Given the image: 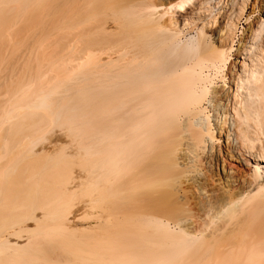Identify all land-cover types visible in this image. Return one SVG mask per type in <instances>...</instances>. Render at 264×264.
<instances>
[{
  "label": "bare ground",
  "instance_id": "bare-ground-1",
  "mask_svg": "<svg viewBox=\"0 0 264 264\" xmlns=\"http://www.w3.org/2000/svg\"><path fill=\"white\" fill-rule=\"evenodd\" d=\"M220 1L0 0V264H264V0Z\"/></svg>",
  "mask_w": 264,
  "mask_h": 264
},
{
  "label": "rangeland",
  "instance_id": "rangeland-1",
  "mask_svg": "<svg viewBox=\"0 0 264 264\" xmlns=\"http://www.w3.org/2000/svg\"><path fill=\"white\" fill-rule=\"evenodd\" d=\"M223 2H221L220 1V3L219 4H223V3H225L226 2V0H222ZM252 0H236V4H235V14H234V16H235V18L236 19H238L237 21L239 22L240 20H241V17H242V15L244 14V13H246V12H248L249 10H250V8H249V6H250V2H251ZM218 4V5H219ZM238 8V9H237ZM242 8V9H241ZM241 9V10H240ZM238 10V11H237ZM239 13V14H238ZM238 14V15H237ZM11 27H9V29H10ZM14 27H12L11 29H13ZM10 29V30H11ZM12 31H15V30H12ZM16 34V33H15ZM189 35V34H188ZM18 36H20L19 34H18ZM17 36V37H18ZM14 37H16V36H14ZM16 37V38H17ZM21 37V36H20ZM20 37L18 38L19 40H26V35H23V37H22V39H20ZM33 40V38H30V40ZM13 40V39H12ZM11 39L10 40H8L9 41V43L8 42H6V43H8L11 47L9 48V47H7L8 45L7 44H5L4 45V47H6V51H7V53H11V52H13L14 54L15 53H18V50H19V48H20V44L19 43H16L15 44V40H13L12 41ZM18 40V41H19ZM31 40V41H32ZM4 41H7V40H4ZM15 41V42H14ZM14 45H15V47H14ZM0 46H1V42H0ZM17 47V49H15ZM7 48H8V50H7ZM45 48V47H44ZM15 49V50H14ZM48 51H50L49 50V48L48 49H44V52L45 53H49ZM1 53V52H0ZM4 54H6V52H4ZM2 70V71H1ZM4 70L2 69V68H0V80L2 79V77H4V76H1V74H2V72H3ZM7 72H9V71H7ZM5 73V72H4ZM3 73V74H4ZM2 74V75H3ZM6 74V77H7V75L9 74V73H5ZM10 77V74L8 75V77L7 78H9ZM7 78L5 79V77L3 78L4 80H1L2 81V83H0V93L1 94H3V91L6 89V91H4V93H6V97L7 96H9V94L11 93V90H13L15 87H17V83L16 82H12V81H7V82H5L6 80H7ZM4 82V83H3ZM16 85H15V84ZM8 84V85H7ZM13 84V85H12ZM2 85H4L3 87V89H1V87H2ZM12 86V87H11ZM15 86V87H14ZM11 90H10V89ZM9 93V94H8ZM3 95H5V94H3ZM1 107V106H0ZM53 130H57L56 128H53ZM55 131H53L54 133H55ZM51 134V133H50ZM48 135V134H47ZM55 135H56V133L54 134V137H55ZM262 174L264 175V168H263V170H262ZM78 195L80 194V193H77ZM76 195H74L73 197H75ZM83 197V196H82ZM82 197H79L78 196V199L77 200H79V204L77 203V200L75 199V198H77V196L74 198L75 199V203H73V207H71L72 208V210L76 213V214H78V216L79 215H82L81 213L83 212V209H82V207H81V209H80V207H77L76 205H80V203H81V200L79 199V198H81L82 199ZM74 199L72 198V202H74ZM75 204V205H74ZM75 206V207H74ZM81 206V205H80ZM77 207V208H76ZM79 209L81 210L79 213H78V211H79ZM82 218H79V220H77L75 223H74V225H73V227L74 226H77V228L78 229H80L81 227H83L84 225L86 226L87 225V223L85 222V220H81ZM74 228H76V227H74ZM79 232L78 230L77 231H74V233H73V237L75 238L77 235V237L76 238H79L80 240H83V239H87V240H91L90 238H92V237H94L95 236V234H94V232H93V234H94V236H92L93 234L91 233V231H86L87 232V234L85 235V231H83V230H80V232L77 234V233ZM76 233V234H75ZM90 233V235L89 236H87L88 234ZM80 234H82V235H80ZM74 235H76V236H74ZM80 235V236H79ZM92 240H93V238H92Z\"/></svg>",
  "mask_w": 264,
  "mask_h": 264
}]
</instances>
